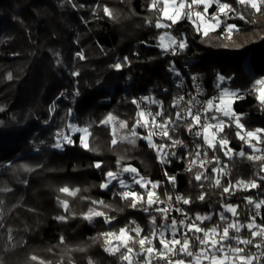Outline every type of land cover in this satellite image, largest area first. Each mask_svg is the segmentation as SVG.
Returning <instances> with one entry per match:
<instances>
[{"label": "trees", "instance_id": "trees-1", "mask_svg": "<svg viewBox=\"0 0 264 264\" xmlns=\"http://www.w3.org/2000/svg\"><path fill=\"white\" fill-rule=\"evenodd\" d=\"M151 4L152 0H0V188L10 189L0 192V264H124L119 254L104 250L101 234L134 227L132 221L144 230L142 235L148 234L153 215L158 225L163 223L158 213L145 212L139 204L133 208L131 200L121 199L117 193L124 189L118 182L107 189L101 187L105 173L119 172L125 166L159 182L156 191L161 200L167 199L166 193L173 199L176 195L191 198L187 207L193 218L196 214L213 217L204 227L223 224L219 214L226 204L238 206L237 217L224 212L229 221L247 224L255 216L257 224H264V205L257 210L246 199L264 200V180L260 179L264 161L247 158L264 153H253L237 137L234 123L218 135L219 139L226 136L233 156H225L219 147L211 149L219 163L214 160L209 168L198 163L191 171L189 161L197 149L187 141L183 122L169 134L174 140L186 139L187 149L166 147L164 151L176 153L166 157L167 163H161L157 151L142 138L135 144L119 140L135 123L138 109L133 100L154 98L163 105L161 121L175 117L173 92L183 77L182 64L197 73L201 89L227 88L242 94L233 108L245 132L264 129V103L256 86V81L264 80V5L255 13L236 2L234 9L245 20L221 16L224 25L235 24L239 29L230 38L223 27L205 35L197 31L193 17L183 18L172 25L175 35L186 42L174 60L160 47V37L169 28L155 26L164 19L163 2L155 9ZM105 6L112 17L104 13ZM216 9L212 6L209 12ZM117 63L119 69L114 67ZM219 76L225 80L217 87ZM53 108L58 122L51 116ZM155 109L161 110L159 105ZM109 114L128 124L118 133L115 145L111 143L112 128L118 123H100ZM68 124L88 128V144L93 150L80 146V134L62 149L52 146L57 127L66 130ZM136 131L141 137L142 129ZM260 136L262 142H252L264 149V132ZM153 140L157 145L171 144L158 135ZM241 151L245 156L238 155ZM96 162L101 163L100 168L94 166ZM214 167H224L229 174L214 173ZM197 171L209 179L196 181ZM172 176L175 185L168 180ZM217 178L222 187H213ZM128 180L132 182V177ZM253 180L259 187L237 186V181ZM229 184L233 186L230 194L223 193ZM64 187L79 191L69 195L60 191ZM134 190L143 192L138 185ZM201 193H205L203 201L197 199ZM61 201H67L68 210ZM92 201H104L107 207ZM89 208L105 212L111 222L103 217L91 222L85 219ZM240 235L251 238L246 228ZM248 251L257 249L248 245ZM33 256L37 259H31Z\"/></svg>", "mask_w": 264, "mask_h": 264}, {"label": "snow or ice", "instance_id": "snow-or-ice-1", "mask_svg": "<svg viewBox=\"0 0 264 264\" xmlns=\"http://www.w3.org/2000/svg\"><path fill=\"white\" fill-rule=\"evenodd\" d=\"M238 4L245 7H251L255 12L259 13L261 11L260 5H264V0H236ZM160 0H152L151 7L156 8ZM217 7V14L212 15L209 19H205V14L213 5ZM203 5V11H195V8ZM173 8V13L168 14V8ZM163 12L167 20L171 21V24L177 23L178 20L183 18L191 19L193 14L200 22L197 25V31H200V25H204V34H208V29L220 25L223 21L220 20L219 15L223 14L228 16L229 13H235V15L241 19L245 20L244 14L236 12V10L228 3H222L221 0H164V6L160 9ZM104 13L109 17H112V13L108 7H104ZM157 28H168L171 27L169 24H165L157 21ZM226 31L229 34V38L234 31H239L235 24H227ZM165 39L168 40V45H164ZM161 47L165 51H175L178 47L179 49H184L186 43L181 40L177 41L176 38L165 33L160 37ZM80 59H85L82 53H77ZM127 59V58H125ZM115 68L119 69L121 65L117 63ZM79 73H74L78 75ZM179 75V74H177ZM193 79H196L193 77ZM225 80V77L219 76L217 87L220 86ZM259 85H264V80L256 81ZM179 87V85H178ZM198 87V86H197ZM239 98V93L237 91H230L227 88H223L220 91L219 96L201 101L197 99L196 96H192L187 101L184 100L183 96H178L173 98L172 107L174 109H179L175 113V117L169 116L161 122L158 118L164 117L162 102L157 101L151 97H142L138 102L133 100L132 103L137 106V113L135 123L132 128L125 135H120L119 140H127L130 144H135L137 138L145 139L148 142L149 147L157 151L158 158L161 163H167L166 157L170 154L175 156L176 153H168L164 151L166 147H187L181 140H174L169 134L171 131H175L176 127H179L183 122L186 124V130L193 134L195 137L202 138L203 143L207 145L208 148L216 150L219 147L224 150V155H229L231 149L227 148L228 140L226 136H220L217 140V136L223 133L225 127H230L232 123H235L237 128L236 135L239 139L244 141L249 148L252 149L253 153H264V150L256 147V144L252 142L254 138L257 143L262 142L260 133L264 132V129H256L255 131H246L241 134V129L244 125L240 123V116L232 109V104L234 100ZM144 102L146 104L159 105L161 110L153 113L151 110L146 108H141L140 104ZM184 107H181V104ZM261 102L264 103V97H261ZM199 105V107H197ZM54 110V109H53ZM209 113H214L209 115ZM71 115V112H69ZM221 117L228 118V123L225 122ZM113 121L118 123V127L113 126L112 128V145L117 144V135L121 130L127 129L128 124L126 121L118 120V118L109 114V116L101 121V124L109 125ZM67 127L72 132H80V146L91 151L88 144L87 137L91 135L88 128H78L73 124H68ZM137 128L147 129V135L140 137L139 133L136 131ZM199 129V130H196ZM160 136L162 138H167L171 141L170 145H157L153 136ZM72 144L73 140L71 137L63 132L57 133V140L52 145L54 148L62 149L64 144ZM197 151L195 152L194 159L189 161L188 171H191L193 166L199 161V166L203 168L208 161L206 159L207 152L203 153L205 158L201 157V145L197 144ZM240 156H245V152L241 151L238 153ZM249 160L254 161H264V154L261 155H249L247 157ZM217 163H219V157H213ZM119 163V161H118ZM96 168L101 167L100 162H96L94 165ZM214 173L226 174L224 168L214 167L212 169ZM261 171H264V164H261ZM124 173L132 174V184L138 185L143 192H138L132 189V185L126 182L125 179L121 178ZM167 175V173H166ZM106 180L101 184L102 188H109V185L113 181H117L120 188L124 189L117 193L123 200H131L130 206L136 208L138 204L142 207L143 211L149 212L150 210L158 213L161 217L163 223L157 224V218L155 215L150 217V232L148 234L142 235L144 230L135 221L131 224L134 227H125L119 230V233L106 232L102 233L101 236L104 237V250L110 255L119 254V258L124 264H159L163 261V264H260L264 260V224H257L256 217L252 216L247 224H242L238 219L228 220V217L224 215V212L231 213L233 217H237V207L231 204H226L224 206V212L219 214L220 221L223 222L212 224L210 227L202 226L205 221H211L213 217L211 215H201L196 214L194 218H190L187 213L184 212L182 208L174 207L172 201L173 196L166 193L167 199L161 200L157 189L159 188V182H153L140 176L137 169L131 166H125L120 169L119 172L108 171L105 173ZM194 179L196 181H201L202 179H209L202 171H197L195 173ZM264 180V177L260 178ZM170 183L175 185V177H168ZM237 186H243L244 188H257L259 185L256 181H250L245 183L244 181H237ZM201 187L203 185L201 184ZM213 187H222L219 178L215 179ZM232 185L229 184L228 187H223V193H229L232 189ZM10 191L7 188H0V192ZM61 192L68 193L69 195H75V191H70L67 187L61 188ZM145 197L147 199L145 200ZM197 199L203 201L205 199V193H201ZM248 204L254 205L255 209L259 210L262 205H264V200L254 201L250 197L246 198ZM175 201L177 203H183L185 205L190 204L191 198H185L181 195L175 196ZM65 210H68L67 201H61ZM94 205H105L104 201H92ZM0 204L3 201L0 200ZM166 204V207H160L159 205ZM155 205V207H153ZM179 212L184 217L183 219L177 220L175 217H171V213ZM257 214H259L257 212ZM2 215V212H0ZM94 217H103L106 223H110L112 217L106 215L105 212L99 211L96 208H89L88 212L84 215V218L91 220ZM58 219H65L64 217H58ZM247 229L250 232L251 238L244 239L241 237L240 233L242 229ZM259 237V243H257V238ZM12 237L9 236V239ZM113 239L116 243H113ZM159 247H157V243ZM61 243H63V237H61ZM138 245V250L135 246ZM244 245L245 247H240ZM252 245L257 249V252H246V246ZM123 250V251H122ZM184 257L190 259H184ZM142 258V259H141ZM31 259L36 260L37 257L33 256ZM41 264L43 262L41 261ZM91 264V261L89 262Z\"/></svg>", "mask_w": 264, "mask_h": 264}, {"label": "built area", "instance_id": "built-area-1", "mask_svg": "<svg viewBox=\"0 0 264 264\" xmlns=\"http://www.w3.org/2000/svg\"><path fill=\"white\" fill-rule=\"evenodd\" d=\"M176 48V50L173 52L171 50L167 51V55L170 56L171 58H173L174 60H177L178 57H179V54H180V51L181 49H179L178 47L176 46H173ZM181 70H182V73H183V77L181 79L178 80L177 82V86L173 92V98L174 97H178V96H183L184 97V100L187 101L188 99H190L192 96H196L197 99L201 100V101H205L207 99H210V98H213V97H217L219 96L220 94V91L221 90H218V91H212V92H207L203 89L200 88V85L198 83V76H197V73L194 72L191 68H190V65L188 64H182L181 65ZM193 77H195L196 79H193ZM179 85V87H178ZM198 86V87H197ZM66 94V91H63L62 93V96H65ZM61 96V97H62ZM141 108H146V109H149L151 110L153 113L157 112L156 109H155V105L152 104V105H149V104H146L144 102L141 103ZM181 107H184V104L182 102L181 104ZM197 107H199V105H197ZM179 109H177L178 111ZM214 113H209V115H212ZM160 121L161 119L158 118ZM162 122V121H161ZM142 129V133H141V137L143 136H146L147 135V129L145 128H141ZM196 130H199V129H196ZM57 133H60L59 131H56V137H57ZM186 137H187V141L190 142L192 145L196 146L197 144H200L201 145V157L202 158H205L203 156V153L204 152H207V157L206 159L208 161H211L210 163H207L204 167L205 168H209L212 164V162L214 161L213 160V157H212V154H211V149L207 147V145H205L203 143V140L202 138H199V137H195L193 134L189 133L187 130H186ZM144 141H146L145 139H143ZM179 140L183 141L185 145H187L186 143V139L184 138H180ZM67 143H65L64 145H66ZM177 149L178 150H186L187 147H180V146H177ZM199 163V161H197V164ZM196 164V165H197ZM195 165V166H196ZM193 166V167H195ZM224 168V167H222ZM225 170V173L226 175L229 174V170L224 168ZM185 198H187L185 195H181ZM174 207H179V208H182L184 210L185 213H187V215L190 217V218H193L190 210L188 209L187 205L183 204V203H177L175 201V198L173 199L172 201ZM160 207H166V204H161L159 205ZM252 208V207H251ZM171 217H175L177 220H180V219H183L184 217L181 215V213L179 212H175L173 211L170 215V219ZM158 247V246H157ZM248 252H256V251H248ZM261 263V262H260ZM159 264H163V261L159 262ZM255 264V262H254Z\"/></svg>", "mask_w": 264, "mask_h": 264}, {"label": "rangeland", "instance_id": "rangeland-1", "mask_svg": "<svg viewBox=\"0 0 264 264\" xmlns=\"http://www.w3.org/2000/svg\"><path fill=\"white\" fill-rule=\"evenodd\" d=\"M160 2H163V6H164V0H160ZM189 2H190V0H189ZM221 2L222 3H228V4H230L233 8H234V6L236 5V2H230L229 0H221ZM213 6H216L215 4L213 5ZM260 7H262V5H260ZM211 8V7H210ZM209 8V9H210ZM250 10H252L253 12H255V10L254 9H252L251 7H248ZM248 9V10H249ZM173 8L172 7H169L168 8V14L169 15H171L172 13H173ZM195 11H203V5H201V6H199V8H195ZM217 9H216V12L215 13H210L209 12V10H208V13L207 14H205V19H209L212 15H216L217 14ZM255 13H257V12H255ZM234 15H235V13H229L228 14V16L230 17V18H233L234 17ZM162 16H163V21H162V23H165V24H169V25H171V27H168L169 29L167 30V31H165L164 33H163V35L165 34V33H168L170 36H172V37H174V38H176V40L179 42V41H181V40H183L184 42H185V40H184V38H180V37H178L177 35H175V33L172 31V25H175V24H171V21H169V20H167L166 19V17L164 16V14H163V12H162ZM221 16H223V14H220L219 15V18H220V20L221 21H223L222 19H221ZM193 18V23H194V25H195V27L197 28V25L200 23L198 20H197V18L195 17V15L193 14V16H192ZM182 19H180V20H178L177 21V23L178 22H180ZM227 25V24H226ZM226 25H224V23H221L220 25H218V26H215V27H213V28H209L208 29V34L209 33H212V32H215L217 29H219L220 27H223L224 28V31H225V34L226 35H229L228 33H227V31H226ZM200 31L204 34V25H200ZM186 43V42H185ZM160 45H161V41H160ZM164 45L165 46H167L168 45V40L167 39H165V41H164ZM161 47V46H160ZM161 49H163L164 50V48H162L161 47ZM165 51V50H164ZM182 51H183V49H181V51H180V54L182 53ZM165 53H167V51H165ZM180 54H179V56H180ZM256 86H258V90H259V96H260V100H261V97H264V85H259V84H257L256 83ZM230 91H235V90H231V89H229ZM242 96V94H240L239 93V98ZM236 100V99H235ZM234 100V101H235ZM234 104V103H233ZM233 104H232V109H233V111H234V108H233ZM54 109V108H53ZM53 109H51V111H50V113H51V116H53V119L55 120V122H58V120H59V116L57 115V117L56 116H54V110ZM235 112V111H234ZM222 119H224L225 120V122H227L228 123V118H226V117H221ZM240 123H241V120H240ZM60 124V123H59ZM235 124V123H234ZM242 124V123H241ZM73 125H75V124H73ZM76 127H78V128H81V127H79V126H77V125H75ZM61 128H59V127H57V130L56 131H59V132H63V133H65V134H67V135H69L70 137H71V139L73 138V136H75V135H77V134H80V135H82V133H80V132H72L69 128H67L66 130H60ZM241 131V134H243L244 132H245V130H244V128L243 129H241L240 130ZM89 139V136L87 137V140ZM217 140H219V138H218V136H217ZM253 140H255L254 138H253ZM227 147V146H226ZM256 147H258V148H260V149H262V150H264L263 149V147L261 146V145H259V146H256ZM227 148H229V147H227ZM233 151H231V153L229 154L230 156H233ZM133 168H135V167H133ZM129 177H132V174H130V173H124L123 175H122V177L121 178H123V179H125L126 180V182H128L129 184H131L132 185V189L134 190V185L135 184H132V182L131 181H129L128 179H129ZM128 178V179H127ZM114 182H117V181H113V183ZM112 183V184H113ZM111 184V185H112ZM111 185H109V186H111ZM105 189V188H104ZM227 212H225V214H226ZM227 214H229V215H231V213H227ZM232 216V215H231ZM243 230V229H242ZM157 246H158V244H157ZM159 247V246H158ZM260 264H264V261L262 260L261 261V263Z\"/></svg>", "mask_w": 264, "mask_h": 264}]
</instances>
